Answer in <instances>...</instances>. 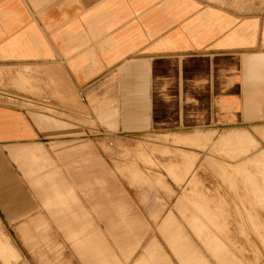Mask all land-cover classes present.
Listing matches in <instances>:
<instances>
[{"label": "crops", "instance_id": "0c3cea01", "mask_svg": "<svg viewBox=\"0 0 264 264\" xmlns=\"http://www.w3.org/2000/svg\"><path fill=\"white\" fill-rule=\"evenodd\" d=\"M237 1L0 0V75L43 96L13 100L61 115L0 103V264L30 262L29 248L51 264L45 249L66 240L87 264H116L94 215L131 258L137 220L88 190L92 140L249 124L264 139V0Z\"/></svg>", "mask_w": 264, "mask_h": 264}, {"label": "rangeland", "instance_id": "374dc122", "mask_svg": "<svg viewBox=\"0 0 264 264\" xmlns=\"http://www.w3.org/2000/svg\"><path fill=\"white\" fill-rule=\"evenodd\" d=\"M19 77L0 75V103L61 116L24 99L14 101V96L43 97L34 80ZM258 128L218 126L92 140L99 163L88 190L108 189L109 204L127 205V215L137 220L126 240L140 243L123 260L107 233V219L100 223L94 215V224L102 226L121 257L116 264H264V139ZM83 142L77 138L72 144ZM66 242L57 253L45 249L51 264H87ZM29 261L12 264H42L30 248Z\"/></svg>", "mask_w": 264, "mask_h": 264}, {"label": "bare ground", "instance_id": "6f19581e", "mask_svg": "<svg viewBox=\"0 0 264 264\" xmlns=\"http://www.w3.org/2000/svg\"><path fill=\"white\" fill-rule=\"evenodd\" d=\"M184 181V180H183ZM261 192V191H260ZM262 195V194H261ZM264 195V194H263ZM201 196V195H200ZM260 202V201H259ZM221 210V209H220ZM216 215V214H215Z\"/></svg>", "mask_w": 264, "mask_h": 264}]
</instances>
